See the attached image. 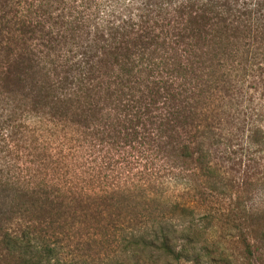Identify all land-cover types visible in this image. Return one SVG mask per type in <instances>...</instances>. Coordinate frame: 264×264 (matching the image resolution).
Listing matches in <instances>:
<instances>
[{
    "label": "trees",
    "instance_id": "trees-1",
    "mask_svg": "<svg viewBox=\"0 0 264 264\" xmlns=\"http://www.w3.org/2000/svg\"><path fill=\"white\" fill-rule=\"evenodd\" d=\"M228 2L4 0L0 264H264V204L239 220L217 203L224 193L209 184L206 153L199 161L178 130L210 85L193 74L186 96L172 84L210 56L184 64L175 39L189 29L207 41L208 28L227 22ZM110 32L131 36L108 42ZM61 33L93 39L96 53L75 61L73 86L51 100L47 74L66 59L41 42ZM163 101L183 106L156 119ZM46 102L53 115L28 108Z\"/></svg>",
    "mask_w": 264,
    "mask_h": 264
},
{
    "label": "rangeland",
    "instance_id": "rangeland-1",
    "mask_svg": "<svg viewBox=\"0 0 264 264\" xmlns=\"http://www.w3.org/2000/svg\"><path fill=\"white\" fill-rule=\"evenodd\" d=\"M227 1L230 2L228 12L232 13L226 12L227 22L219 29L208 28L207 41H197L201 38L191 36L189 29L184 33V39H175L179 45L175 44L174 48L177 47L184 57V64L187 63L186 59L194 63L202 50L210 57H205L208 60L198 70H193L195 72L188 69L183 76L188 74L189 77L181 78L172 86L174 89L182 86L186 96H189L195 92L190 76L199 75L200 84H205V79L209 81L210 92L200 93L193 108V117L188 118L178 130L193 150H199V161L204 159L202 154L206 153L214 174L209 184L224 193L214 198L215 201L234 208V217L241 220L243 211L247 212L248 207L264 204V0ZM174 6V2H168L166 9L172 10ZM7 9L4 0H0V15L7 16ZM4 25L3 22L0 27ZM130 29L139 30L135 27ZM3 35L1 33L0 41L4 40L1 39ZM106 35L108 42L117 41L113 36H123L119 41L129 40L131 36L126 32L123 35L113 32ZM145 39H150V36L146 35ZM94 42L78 35L74 38L70 33H61L55 39L41 42V45H48L43 48L50 55L53 53L52 57L58 56L60 51L66 59V62L63 59L58 63V68L46 73L48 87L43 90L48 91L51 100L56 98L57 92H65L73 86L76 75L72 67H75V61L89 63L93 59L96 52L90 47ZM159 49L162 51V48ZM172 50L168 48L166 54L172 53ZM145 86L146 92L153 89L148 82H145ZM167 102L163 101L153 111L156 119L161 113L168 115L174 107L183 106L180 102H174L175 106L170 107ZM31 107L28 106L37 117L45 113L53 115L45 110L47 102L34 109ZM262 245L264 247V243Z\"/></svg>",
    "mask_w": 264,
    "mask_h": 264
}]
</instances>
